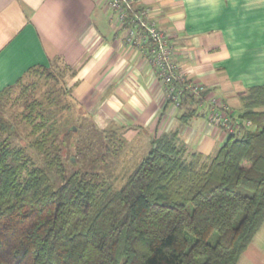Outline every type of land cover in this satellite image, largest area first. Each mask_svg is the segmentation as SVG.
<instances>
[{"label": "trees", "instance_id": "1", "mask_svg": "<svg viewBox=\"0 0 264 264\" xmlns=\"http://www.w3.org/2000/svg\"><path fill=\"white\" fill-rule=\"evenodd\" d=\"M75 75L56 59L24 76L57 87L23 104L33 155L13 147L15 128L0 118V264H237L264 221V87L243 99L239 131L215 156L189 153L175 133L155 137L114 190L63 160L74 128L59 114L70 110L64 96L75 102L67 86ZM24 78L0 101L17 88L23 100ZM189 103L200 102L182 107Z\"/></svg>", "mask_w": 264, "mask_h": 264}, {"label": "crops", "instance_id": "2", "mask_svg": "<svg viewBox=\"0 0 264 264\" xmlns=\"http://www.w3.org/2000/svg\"><path fill=\"white\" fill-rule=\"evenodd\" d=\"M107 3L0 0V93L59 59L76 72L72 96L98 130L117 129L150 146L175 133L189 153L215 156L228 136L210 126L207 99L178 110L167 103L147 39L139 34L128 43ZM137 6L169 37L180 74L237 119L249 91L264 87V0H137ZM237 264H264V221Z\"/></svg>", "mask_w": 264, "mask_h": 264}, {"label": "rangeland", "instance_id": "3", "mask_svg": "<svg viewBox=\"0 0 264 264\" xmlns=\"http://www.w3.org/2000/svg\"><path fill=\"white\" fill-rule=\"evenodd\" d=\"M61 74L58 79H62ZM46 78V77H45ZM40 76L24 78V86H28L29 93L21 100L19 99V89H14L11 98L0 101V118L11 123L15 128V136L12 138L13 147L25 148L29 155H33L30 150V144L33 138L30 136V127L22 120V113L25 110V102H44V96L51 89L56 91V85L47 82ZM70 80H67V86L70 88ZM66 85V84H65ZM61 92L64 93V89ZM65 101L62 104L70 106L69 111L61 115V121L65 118L70 121L68 128H76L65 140L63 147V160L69 171L83 170L96 174L101 180L108 183L114 190L122 187L125 179L148 154L151 146L148 143L140 145V142L130 141L125 137V133L119 130L112 132H103L98 130L86 111L75 100L71 102L69 96H64ZM47 103V102H46ZM63 118V120H62ZM60 120V119H59ZM122 138V145L112 141V137ZM128 134H126L127 136ZM146 145V146H145ZM36 165L41 166L43 158L35 156Z\"/></svg>", "mask_w": 264, "mask_h": 264}, {"label": "built area", "instance_id": "4", "mask_svg": "<svg viewBox=\"0 0 264 264\" xmlns=\"http://www.w3.org/2000/svg\"><path fill=\"white\" fill-rule=\"evenodd\" d=\"M107 6L115 14L116 23L127 32L126 41L133 43L142 34L149 45V63L156 79L164 86L166 100L175 109H180L185 100L208 104L210 126L223 131L227 136L239 131L240 122L233 118L229 107L216 98H208L209 92L202 85L189 82L183 77L172 60V46L167 34L157 27L149 10L139 9L137 0H108ZM247 129L250 123L244 124Z\"/></svg>", "mask_w": 264, "mask_h": 264}, {"label": "water", "instance_id": "5", "mask_svg": "<svg viewBox=\"0 0 264 264\" xmlns=\"http://www.w3.org/2000/svg\"><path fill=\"white\" fill-rule=\"evenodd\" d=\"M73 130L76 131V128H74Z\"/></svg>", "mask_w": 264, "mask_h": 264}]
</instances>
